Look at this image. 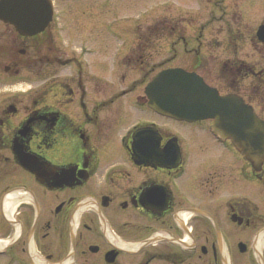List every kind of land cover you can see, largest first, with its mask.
<instances>
[{
	"label": "flooded vegetation",
	"instance_id": "1",
	"mask_svg": "<svg viewBox=\"0 0 264 264\" xmlns=\"http://www.w3.org/2000/svg\"><path fill=\"white\" fill-rule=\"evenodd\" d=\"M61 1L71 14L94 9L88 0ZM54 16L31 35L4 22L0 29L4 71L40 80L27 86L24 103L0 80V264H264V160L256 168L234 140L212 133V121L159 125L143 120L142 104L94 99L86 86L96 78L86 59L92 48L83 38L63 40ZM230 26L224 41L184 46L200 63L189 70L215 56L228 90L215 87L254 109L260 101L264 121V57L261 64L234 57L239 37ZM253 38L264 49V11ZM126 56L120 67L133 59ZM238 79L254 82L250 98L234 90ZM144 126L159 136L153 162L132 147Z\"/></svg>",
	"mask_w": 264,
	"mask_h": 264
},
{
	"label": "rangeland",
	"instance_id": "2",
	"mask_svg": "<svg viewBox=\"0 0 264 264\" xmlns=\"http://www.w3.org/2000/svg\"><path fill=\"white\" fill-rule=\"evenodd\" d=\"M88 2L93 3V11L71 14L65 10L66 3L58 0L52 23L57 28L62 24L63 40H71V45H80L79 40L83 38L84 44L92 48L86 59L89 60L96 78L92 83L86 82V86L94 88V99H104V103L114 105L142 104L144 121H157V124L165 125L170 120L151 111L145 98L135 100V97L138 94L144 96L145 84L161 68L181 66L193 69L200 64L198 60H194V55L197 54L195 50H190L187 46L184 48L186 44L194 42L196 45L201 39L203 42L207 39L224 41L228 39L230 33L228 30L232 25L239 37L237 44L234 43V57L255 64H261L260 60L264 57V49L253 38L254 29L264 11V0H88ZM234 7L238 9L236 19L233 17ZM3 25L4 23L0 21L1 30L5 29ZM81 28L91 31L81 33ZM220 49L222 50L215 51L211 48L209 52L212 51L220 57L231 56L230 50ZM126 55L133 59L127 60L128 63L120 67V61ZM7 57L0 50V58ZM134 57L138 60H134ZM214 57L209 59L210 64L205 69L195 67L197 68L195 70L200 74L205 72L206 81L217 86L221 92H225L228 88L222 81V75L218 74L215 64L218 60ZM121 68L122 75L118 73ZM68 71V66L60 67V73ZM10 72L12 71H4L0 65V80H4L6 86L13 89L11 92L18 96L20 103H24L27 101L29 91L27 86L36 87L40 83L38 75L16 76ZM253 83L251 79H243L234 84V90L250 98L251 91L248 87ZM49 100L55 101L53 97ZM259 103L260 101L252 103L256 111H262ZM210 121L207 120L208 123ZM176 125L182 127L185 124Z\"/></svg>",
	"mask_w": 264,
	"mask_h": 264
},
{
	"label": "water",
	"instance_id": "3",
	"mask_svg": "<svg viewBox=\"0 0 264 264\" xmlns=\"http://www.w3.org/2000/svg\"><path fill=\"white\" fill-rule=\"evenodd\" d=\"M50 0H0V19L11 23L21 34L42 30L51 19ZM262 39L263 29L259 28ZM148 105L159 113L178 119L213 118V129L234 140L237 148L256 168L264 159V121L253 107L237 94L221 95L193 71L168 67L156 73L145 87ZM156 130L134 134V152L143 153L145 162H153L158 151ZM168 151V150H166Z\"/></svg>",
	"mask_w": 264,
	"mask_h": 264
}]
</instances>
